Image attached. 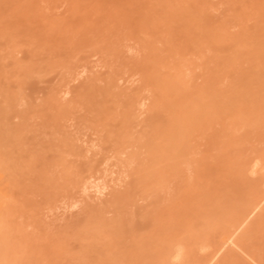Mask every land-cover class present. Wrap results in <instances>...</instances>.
Instances as JSON below:
<instances>
[{
	"label": "rangeland",
	"instance_id": "obj_1",
	"mask_svg": "<svg viewBox=\"0 0 264 264\" xmlns=\"http://www.w3.org/2000/svg\"><path fill=\"white\" fill-rule=\"evenodd\" d=\"M0 264H264V0H0Z\"/></svg>",
	"mask_w": 264,
	"mask_h": 264
},
{
	"label": "bare ground",
	"instance_id": "obj_2",
	"mask_svg": "<svg viewBox=\"0 0 264 264\" xmlns=\"http://www.w3.org/2000/svg\"><path fill=\"white\" fill-rule=\"evenodd\" d=\"M96 192H97V190H96Z\"/></svg>",
	"mask_w": 264,
	"mask_h": 264
}]
</instances>
